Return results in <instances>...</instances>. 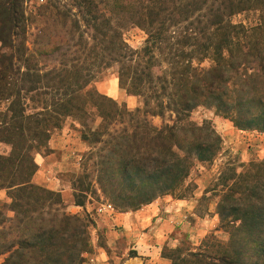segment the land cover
<instances>
[{
  "label": "trees",
  "instance_id": "trees-1",
  "mask_svg": "<svg viewBox=\"0 0 264 264\" xmlns=\"http://www.w3.org/2000/svg\"><path fill=\"white\" fill-rule=\"evenodd\" d=\"M31 1L0 0V144L11 146L0 154V189L10 200L0 206V254L10 252L2 264H69L86 250L87 224L52 212L54 204L65 206L62 194L31 180L34 154L48 153L51 135L68 117L82 124L100 118L99 128L87 131L95 142L125 114L149 124L122 136L119 178L127 187L118 191L133 210L173 191L194 160L217 154L213 130L184 122L196 107L214 108L239 129L264 131V0H46L30 7ZM134 27L146 34L139 48L125 39ZM30 28L37 30L33 47ZM57 51L73 52L71 65H48ZM112 66L142 107L127 111L88 89ZM167 112L173 125L147 121ZM234 180L218 205L228 241L217 243L218 255L190 252L183 264H264V172ZM75 199L82 205L77 193Z\"/></svg>",
  "mask_w": 264,
  "mask_h": 264
},
{
  "label": "rangeland",
  "instance_id": "rangeland-1",
  "mask_svg": "<svg viewBox=\"0 0 264 264\" xmlns=\"http://www.w3.org/2000/svg\"><path fill=\"white\" fill-rule=\"evenodd\" d=\"M45 1L33 0L30 2V7ZM240 19L243 17H236L237 21ZM29 32V46L33 47L37 30L30 28ZM125 39L131 47L139 48L143 46L146 34L142 29L134 27L126 32ZM66 48L67 46H64L62 52ZM62 52L57 51L51 55L46 60L48 65H56V67L65 63L71 65V58L74 53L69 52L63 56ZM42 62L45 63L44 60ZM208 65V61L203 63V66ZM97 75L88 89L112 98L119 107L127 111H133L143 106L139 96L128 93L126 88L119 85L116 66H112ZM111 79H116L121 90L119 98H114L99 90V85ZM15 99L16 95L10 100ZM129 99H132V102ZM28 102H30L29 99ZM174 120L175 115H171L169 112L163 116H148L147 119L151 126L157 128L173 125ZM184 122L207 126L208 131L213 130L220 140L219 149L212 160H194L189 174L178 182L173 191L160 195L148 203L151 204L164 199H168V203H171L173 199L195 201V207L191 213L186 212V210L185 213L181 212L176 215L173 232L169 233L165 239L163 238L164 240L162 239L159 244L161 255L174 258L176 264H183L182 258L189 259L190 252L196 253L209 249L208 254L211 256L218 255L216 252L217 243H226L230 237L229 228L222 227L218 212V205L222 197L229 186L235 182V175L244 174L246 171H256L260 175L264 172V164L260 169L257 166L258 163L264 161V131L239 129L231 119L207 106L196 107ZM100 123V118H94L87 124H82L72 117L65 119L62 128L54 131L51 135L47 143L48 153L34 154L38 168L31 180L37 185L50 189L36 182L37 174L44 170L46 165L47 183H50L49 180H58L63 190L67 189L68 196H70V201H67L68 196L64 194L66 198L62 197H64L65 206L54 204L51 211L57 212L60 216L64 213L78 216L84 224H87L86 250L75 254L76 261L68 262L69 264H143L144 259L140 257L142 255L139 254L140 250L136 243L124 235L125 231L122 227H118L115 222L114 226L106 220V217L107 214L112 216L114 212L133 210L130 206L125 205L128 200L123 198L118 191L121 185L127 187L126 182H123V177L122 179L119 178L120 173L122 174V170L119 171L121 165L119 154L124 146L121 143H125L122 136L131 135L135 126L142 127L137 129L139 132L141 129L144 131L147 122H140L144 125H140L134 120L130 122L125 114L122 120L113 121L106 125L104 128L107 129V132L101 137V141L95 142L94 137L87 135V131L88 128L90 130L99 128ZM147 126L149 127L148 123ZM149 133L152 134L153 131L149 130ZM10 152V145L0 144V154L8 155ZM182 153L183 155L186 154L185 151ZM113 154L115 155L113 156ZM109 165L112 167L113 174L107 169ZM129 183L127 181V185H130ZM133 184L139 185V182L134 181ZM53 191L60 192V190ZM75 193H77L78 199L83 202L82 205L76 204ZM9 202V198L6 197L5 201L0 202V206ZM8 215L12 216L13 212H8ZM43 215L49 216L47 208L43 210ZM162 218H164L163 215ZM206 244L208 246H205ZM211 244H215V247H211ZM9 253L0 254V264L5 261Z\"/></svg>",
  "mask_w": 264,
  "mask_h": 264
},
{
  "label": "crops",
  "instance_id": "crops-1",
  "mask_svg": "<svg viewBox=\"0 0 264 264\" xmlns=\"http://www.w3.org/2000/svg\"><path fill=\"white\" fill-rule=\"evenodd\" d=\"M99 86V90L102 93L113 96L114 98H119L121 90L118 87L116 79L105 81ZM129 100L132 102V99ZM46 168L45 165L44 170H41L40 173L37 174L36 182L50 189L60 190L62 196L66 198L64 194L68 196V190H63L58 180H49L50 183H47L48 180L45 176ZM6 197V191L0 189V202L5 201ZM69 199L70 196H68L66 200L70 201ZM168 201V199L159 200L128 212H114L112 216L107 214L106 220L110 221L113 225L115 222V224H118V227H122L125 231L124 235L136 243L137 248L140 250L139 254L142 255L140 257L144 259L142 262L143 264H171L170 259L161 255L159 244L163 238L165 239L169 233L173 232L175 228L174 218L176 215L181 212L185 213L186 210V212L191 213L195 207L194 200L173 199L171 203H168ZM162 215L164 218H162Z\"/></svg>",
  "mask_w": 264,
  "mask_h": 264
}]
</instances>
